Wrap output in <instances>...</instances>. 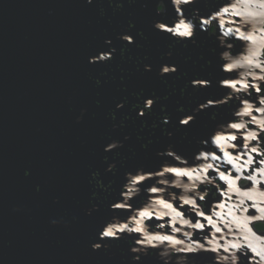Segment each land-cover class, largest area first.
Instances as JSON below:
<instances>
[{"label": "flooded vegetation", "instance_id": "flooded-vegetation-1", "mask_svg": "<svg viewBox=\"0 0 264 264\" xmlns=\"http://www.w3.org/2000/svg\"><path fill=\"white\" fill-rule=\"evenodd\" d=\"M82 2L62 189L0 264H264V0Z\"/></svg>", "mask_w": 264, "mask_h": 264}, {"label": "water", "instance_id": "water-1", "mask_svg": "<svg viewBox=\"0 0 264 264\" xmlns=\"http://www.w3.org/2000/svg\"><path fill=\"white\" fill-rule=\"evenodd\" d=\"M82 8V0H0V246L10 251L62 189L50 181L63 168L68 95L83 81Z\"/></svg>", "mask_w": 264, "mask_h": 264}, {"label": "snow or ice", "instance_id": "snow-or-ice-1", "mask_svg": "<svg viewBox=\"0 0 264 264\" xmlns=\"http://www.w3.org/2000/svg\"><path fill=\"white\" fill-rule=\"evenodd\" d=\"M205 23H207V22H205ZM160 27L163 28L164 25H160ZM180 27H183V29H184V31H182V32L179 33L181 36H189V35L191 34L190 31H189V25L181 23L180 25H177V28H180ZM168 30H169V31H175V29H168ZM237 31H239V29H237ZM98 59H99V57H98ZM249 63H251V61H249ZM230 67H234V66H230ZM165 71H167V69H165ZM261 89H264V85H261L260 88H257V91H261ZM261 103H264V99L261 100ZM191 119H192V118L189 117V120H191ZM184 123H185V125H187V124L189 123V121L186 120V121H184ZM231 127H232L233 129H239V128H242L243 125H242V124H235V123H234V124L231 125ZM252 138H253V139H256V136H255L254 133L252 134ZM224 139H225V137H224L223 135H217V136L215 137V139H214L213 142L216 143L217 145H219V143H220L221 141H223ZM228 139L236 140L237 137H236V136H229ZM233 147H235V145H233ZM252 151L255 152L256 149L253 148ZM225 155H227V153H225ZM205 158H207V157H205ZM212 159H213V160H216V159H218V157H217L216 155L213 154V155H212ZM206 168H207V169H211V168H213V165H212V164H208V165H206ZM166 171H167V172H174V173H176L177 175H183V176H188V175H190V173H188V172H180V171H178L176 168H169V169H166ZM220 178H221V180H226V179H228V177L225 176L224 172H220ZM141 179H143V177H141ZM246 179H248V180H252L253 177L249 176V177H247ZM233 183H234V181H233ZM262 187H264V186H262ZM37 190H38V189H37ZM151 191L155 193V192L158 191V189H157V188H152ZM261 194L264 195V193H261ZM243 195H247V193H243ZM250 198H251V197H249V199H250ZM200 199H204V196H201ZM161 202L163 203V201H161ZM184 202H185V204H191V205H193V207H196V206H197L193 200H185ZM240 203L243 204L244 201L241 200ZM165 207H172V205H170V204H165ZM220 207H223V205H220ZM247 210H248V209H245V211H247ZM177 214L180 215L179 212H177ZM140 215L143 217V216H147L148 213H147V212H141ZM197 215L203 216L204 213H203V212H198ZM208 219H209V222L211 223L210 218H208ZM249 219H251V220H255L256 217H254V216H250ZM195 225H198L196 228H202V227H203V225H202V224H199V223H197V224H195ZM249 230L251 231V229H249ZM137 231H139V230H137ZM216 231H217V232H220V229H219V228H216ZM107 237H112V234H108ZM169 239H171V238L168 237V236H165V237H164V240H169ZM245 239H247V237H245ZM178 242H179V241H178ZM198 247H199V248H204V245H203V244H199ZM231 247L234 248V249H239L240 247H242V245H240V244H232ZM245 247H250V245H246ZM213 251H215V249H213ZM224 251H225V250H224ZM227 251H228V250H227ZM253 251H255V250L253 249ZM256 254H257V255H260L259 252H257ZM224 258L227 259L228 257H224ZM262 258H264V257H262Z\"/></svg>", "mask_w": 264, "mask_h": 264}, {"label": "clouds", "instance_id": "clouds-1", "mask_svg": "<svg viewBox=\"0 0 264 264\" xmlns=\"http://www.w3.org/2000/svg\"><path fill=\"white\" fill-rule=\"evenodd\" d=\"M176 2L179 3V0H176ZM185 2H187V0H185ZM109 58H111V54H110L108 57L99 56V59H109ZM95 60H98V57H97V56H96V57H92L91 60H90V62L95 61ZM116 206L119 207L120 205H116ZM177 215H178V214H177ZM53 223H55V222L53 221ZM183 223H184V224H188V221H187V220H184ZM197 226H198V225H193V227H197ZM127 227H128L127 224H120L119 226L113 224V225L109 226V227L103 232V236H107L108 234H112V236H115V233H116V232L123 231V230L126 229ZM133 230H134V231H137V230L140 231V228H139V221H137V227H136L135 229H129V231H133ZM164 237H165V236H155V237H153V236H148V237H147V242H148V243H151V241L154 240V239H155V240H164ZM102 238H103V237H99V236H98V239H102ZM174 243H179V242H178V241H174ZM91 247H92L93 250H97V249L100 248V244H99V243H93V244L91 245ZM224 250H225V252H227L228 247L225 246ZM133 251H136V249H133ZM220 259H222V260H228L229 257H228L227 259H225L224 257H221ZM231 261H232V264H235V262H236V257L233 256V257L231 258Z\"/></svg>", "mask_w": 264, "mask_h": 264}]
</instances>
